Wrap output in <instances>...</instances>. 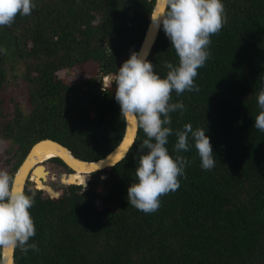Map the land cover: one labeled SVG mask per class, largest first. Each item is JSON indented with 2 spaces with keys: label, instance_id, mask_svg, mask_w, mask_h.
<instances>
[{
  "label": "trees",
  "instance_id": "16d2710c",
  "mask_svg": "<svg viewBox=\"0 0 264 264\" xmlns=\"http://www.w3.org/2000/svg\"><path fill=\"white\" fill-rule=\"evenodd\" d=\"M33 2L31 15L0 26V48L7 50L0 53V138L10 142V175L40 139L59 141L89 161L117 146L125 120L115 81L104 85L103 77L116 75L137 53L155 0ZM221 2L227 22L210 36L211 57L194 78L199 91L171 94L170 103L183 102L186 110L169 114L173 134L166 145L175 158V132L189 123L202 128L215 167L202 169L190 140L189 151L180 153L190 163L179 189L161 196L153 213L136 209L127 195L147 151L139 128L127 155L91 173L86 186L66 181L51 198L28 181L36 228L29 243L38 251L15 250L16 264H264V132L254 127L264 87V0ZM147 61L161 78L166 61L178 66L163 26ZM18 78L26 84L28 109L15 102L6 112L8 84ZM42 165L32 178H45L37 188L51 190Z\"/></svg>",
  "mask_w": 264,
  "mask_h": 264
},
{
  "label": "clouds",
  "instance_id": "9594fccd",
  "mask_svg": "<svg viewBox=\"0 0 264 264\" xmlns=\"http://www.w3.org/2000/svg\"><path fill=\"white\" fill-rule=\"evenodd\" d=\"M163 5L164 12L153 11L151 19L157 27L162 24L178 56V66L166 61L168 72L166 78H161L151 62L133 52L116 75L109 73L103 77L104 80L113 75L115 100L122 118L126 122L133 120L147 137L140 146L142 152L147 151L140 156L135 171L138 182L128 187L127 195L128 203L146 214L160 208L161 196L179 189L178 177L185 176V166L190 163L180 153L189 151L190 140L194 141L202 169L215 167L210 138L202 128L194 129L189 123L175 132V158L166 145L173 134L169 114L186 110L183 102L170 103L171 94L199 91L194 78L211 57L210 36L218 34L227 22L221 0H163ZM35 7L33 0H0V26H11L18 15L29 16ZM6 51L0 48V53ZM257 104L260 111L255 116L254 127L264 132V87L259 90ZM34 197V192L27 195L17 186L14 175L0 169V252L18 249L26 255L30 249L38 251L35 243H29L36 233L29 211L35 203Z\"/></svg>",
  "mask_w": 264,
  "mask_h": 264
},
{
  "label": "water",
  "instance_id": "95a60500",
  "mask_svg": "<svg viewBox=\"0 0 264 264\" xmlns=\"http://www.w3.org/2000/svg\"><path fill=\"white\" fill-rule=\"evenodd\" d=\"M155 7L153 6L152 12L163 13L164 12V5L163 0H155L154 3ZM162 24L157 27L153 24L151 15L150 19L141 42V45L137 51L138 57L145 58L147 60L151 50L158 38L160 33ZM139 128L135 124V122L131 119L128 122L125 121V129L124 134L120 140V142L115 146L108 154L98 160H84L77 157L73 151L66 145L62 144L59 141H56L51 138H44L38 140L36 143L33 144L29 152L26 154L24 160L18 167L15 173V179L17 182V186L25 192L26 186L28 181H30V176L35 171V169L42 165L46 160L51 159L53 157L60 158L65 165L70 169V173L81 172L84 175L83 185H88V182L91 178V173L105 169L107 167H111L121 161L128 153L130 148L136 141L138 135ZM44 157L40 162L36 163L34 167L29 169L31 164L34 162L36 157ZM120 159H117V157ZM43 162V163H42ZM66 178V177H65ZM65 178L62 177V182L65 183ZM41 180H45V178H41ZM46 181V180H45ZM49 187L51 190L44 188L40 189L34 187L33 190H47V195L51 198L56 197L57 189H53L50 185L46 184V187ZM1 260L2 264H16L15 263V250L13 249H5L1 252Z\"/></svg>",
  "mask_w": 264,
  "mask_h": 264
},
{
  "label": "rangeland",
  "instance_id": "374dc122",
  "mask_svg": "<svg viewBox=\"0 0 264 264\" xmlns=\"http://www.w3.org/2000/svg\"><path fill=\"white\" fill-rule=\"evenodd\" d=\"M112 77L113 75L105 78L103 80V84L109 85L113 80ZM9 97H12L13 100H11ZM15 102L20 103L23 110L28 109L29 105L26 84L21 78H18L16 80L12 79L8 84L6 112L13 111ZM9 147L10 142L0 138V169L6 171L8 170L7 159L12 155L10 152H8ZM44 164L49 170L47 184L50 185L54 190L63 187L64 183L62 182V177L64 176V174H67L66 167L60 163L52 161L51 159L46 160ZM31 180L35 181L33 187L41 186V181L38 182V179L35 177L32 178V175L30 176V181ZM47 193V190H43L42 195L45 196Z\"/></svg>",
  "mask_w": 264,
  "mask_h": 264
},
{
  "label": "bare ground",
  "instance_id": "6f19581e",
  "mask_svg": "<svg viewBox=\"0 0 264 264\" xmlns=\"http://www.w3.org/2000/svg\"><path fill=\"white\" fill-rule=\"evenodd\" d=\"M44 157H36V159H34V162L31 164V166L29 167V169H31L32 167L35 166V164L38 162H40V160H42ZM43 163V162H42ZM40 168V166H39ZM43 171V170H42ZM44 173L47 174V172L43 171ZM65 178V182H69V183H73V184H80V183H83V181H80L81 179L84 178V175L81 173V172H76V173H71V174H67V175H64L63 176ZM41 181V179L39 180ZM38 181V182H39Z\"/></svg>",
  "mask_w": 264,
  "mask_h": 264
},
{
  "label": "flooded vegetation",
  "instance_id": "af4514ba",
  "mask_svg": "<svg viewBox=\"0 0 264 264\" xmlns=\"http://www.w3.org/2000/svg\"><path fill=\"white\" fill-rule=\"evenodd\" d=\"M66 169H67V173H70V171H69L70 169H68V168H66Z\"/></svg>",
  "mask_w": 264,
  "mask_h": 264
},
{
  "label": "snow or ice",
  "instance_id": "6c2138e0",
  "mask_svg": "<svg viewBox=\"0 0 264 264\" xmlns=\"http://www.w3.org/2000/svg\"><path fill=\"white\" fill-rule=\"evenodd\" d=\"M117 159H120V157L118 156Z\"/></svg>",
  "mask_w": 264,
  "mask_h": 264
}]
</instances>
